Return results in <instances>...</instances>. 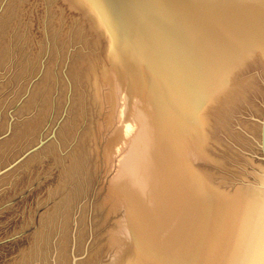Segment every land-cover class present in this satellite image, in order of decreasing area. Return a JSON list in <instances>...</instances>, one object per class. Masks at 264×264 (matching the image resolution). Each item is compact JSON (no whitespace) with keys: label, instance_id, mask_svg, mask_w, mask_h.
Segmentation results:
<instances>
[{"label":"rangeland","instance_id":"rangeland-1","mask_svg":"<svg viewBox=\"0 0 264 264\" xmlns=\"http://www.w3.org/2000/svg\"><path fill=\"white\" fill-rule=\"evenodd\" d=\"M141 1L129 0L136 23ZM108 4L0 0V264H196L226 218L209 199L264 177V57L225 58L176 96L191 108L180 117L155 72H186L173 61L192 29L153 21L156 42L137 46ZM166 29L174 60L146 62L167 52Z\"/></svg>","mask_w":264,"mask_h":264},{"label":"water","instance_id":"water-1","mask_svg":"<svg viewBox=\"0 0 264 264\" xmlns=\"http://www.w3.org/2000/svg\"><path fill=\"white\" fill-rule=\"evenodd\" d=\"M158 1L162 2L161 6H163L164 4L167 5V13H165L163 10H160L161 12H163V16L159 15L160 17H157V15L153 13V11L159 7L155 4L156 2L158 3ZM199 1L200 0H186L187 8L184 11L182 9L183 7H177L176 2H170V0H155L154 4H151L147 9L144 10L142 8V11L146 15L144 17H141L143 18L142 21H145L146 24L143 23L141 19L140 22L138 21L136 23L139 16L138 18L134 19V11L130 8L129 0H110V4L108 5H110V12L112 10L114 12V15L116 13L124 24V27L129 30V36L140 39L138 42L136 40V45L139 46V44H141L140 41H145V43L147 44L149 41L150 45H153L156 42L155 40L148 38L147 35L149 34L148 32H151V30L155 28L152 23L153 21H156V23L163 22L164 24H168L171 20V17L176 14L174 17L176 18V16L181 13V15L185 17L186 20H189V22H191L192 24H197V22H193V20L200 16L199 13L202 11V9L203 11L212 9L213 12L216 9L215 6L202 7V5L197 4ZM204 1L211 5H213L214 3V0H202L201 2L203 3ZM221 1L225 6L222 7L221 12H225L224 15H226V10L228 7L227 3L231 0ZM253 4H245V2L237 3L236 8H234V13H232L231 7L228 8L231 15L227 14L226 16H224L225 21H230L233 24V27L246 26L259 28L258 22L260 17H257V15L253 13V6H255V4ZM104 11L107 18H110L109 14L106 13V10ZM204 22L207 21L204 20ZM173 27H175V23H173ZM206 27L210 30V26ZM204 34L207 35V31L204 32ZM189 45L192 56L195 57V55L197 54L198 44L194 39L189 43ZM142 54H144V58L147 59L146 62L149 61V63L152 62L154 57H158V54L152 47L149 48V50L147 49L145 52L142 51ZM163 55L168 59V52L165 51ZM203 66L205 67V64H203ZM179 67L181 69L182 64ZM172 70L176 72V69H174V67L172 68ZM225 73H227V71ZM155 74L156 76L158 75V79L161 80V82L167 88L166 99L173 100V109L171 111L180 117H188L191 108L189 106H182V104H177V102L175 103L176 96H180L183 101L186 100V97L189 96L188 85L193 83L190 79L187 80L185 78L188 74H178V79L170 76L168 73V69L167 71H165V73H163L164 75H161L160 71L155 72ZM188 99H190V96ZM259 125L260 129L257 146L259 149L260 161L264 169V107L262 110ZM196 264H264V217L247 216L217 220L208 233Z\"/></svg>","mask_w":264,"mask_h":264},{"label":"bare ground","instance_id":"bare-ground-1","mask_svg":"<svg viewBox=\"0 0 264 264\" xmlns=\"http://www.w3.org/2000/svg\"><path fill=\"white\" fill-rule=\"evenodd\" d=\"M152 1V4H154L155 0ZM199 1V4L202 5V7H210L215 6L216 9L208 10V11H202L199 13L200 18L199 21L196 18L197 24L196 26H193L190 24L189 20H186L185 17L182 15L176 16V18H181L183 27H189L192 29L190 34H195V41L197 42V54L195 57L192 56L191 49H189V43L192 42L194 39H191L190 42H183L181 44V50L180 51V58L178 57V60L173 61L174 56L172 49L170 48V38H169V31L166 29L164 30H158V36L165 40L167 52H168V59H170L173 62H176L177 64H182L184 66V70H186L185 73L190 72V75H187L185 77L187 80L190 79L193 83V85H196L197 79H200L203 81V83L207 82L210 78L209 75L211 74V77H217L216 74L219 73V71L223 70L224 65L221 64V62L225 59L233 56L234 53H237L241 51L243 54L244 52H255L259 55H262L264 57V0H231L227 3L228 7L226 10V15L230 14L228 8L231 7L232 13L235 12L234 8H236L237 3H244L245 4H255L253 6V13L257 15V17H260L259 19V28L255 27H246V26H240V27H233L232 23L230 21L226 22L224 15L225 12H221L222 7H225L224 4H222L221 0H214L213 5L208 4L207 2H201ZM173 2H176L180 4V7H183L182 9L186 10V0H173ZM156 5L160 6L162 2L158 1V3H155ZM253 4V5H254ZM258 4V5H257ZM141 5L143 7L147 6V2L145 0L141 1ZM140 5V6H141ZM164 12L167 13V5L164 4ZM137 10L139 8L138 4L136 3ZM166 10V11H165ZM181 14V13H180ZM231 15V14H230ZM175 16L171 17L172 20H175ZM207 21V22H204ZM209 22V23H208ZM236 23V22H234ZM240 23V22H239ZM166 28L169 26V24L164 25ZM206 26H210L207 28ZM161 27V26H160ZM163 27V26H162ZM245 27V28H244ZM248 28V29H246ZM213 30V31H212ZM207 31V35L204 34V32ZM163 42V41H162ZM162 49L158 48L159 55H161V52H165V48L161 46ZM188 54H186V52ZM185 52V54H184ZM163 53L161 56V59H163ZM189 55V57H187ZM157 57V58H158ZM156 58V59H157ZM159 59V58H158ZM155 60V59H153ZM158 61V60H157ZM160 61V59H159ZM154 62V61H153ZM161 62V61H160ZM167 62H169L167 60ZM202 65L205 64L209 67V73L208 71L202 70ZM171 64V63H170ZM168 65V64H167ZM207 73V74H206ZM198 75H200V78H198ZM195 77V78H194ZM209 78V79H207ZM196 79V80H195ZM214 82V78L211 79ZM197 154V153H195ZM262 165V163H260ZM263 167V166H262ZM264 172V169L263 171ZM260 179V178H259ZM258 184V187H254L255 189L249 188L241 190H237L233 195L226 196L221 198V200L216 199L215 196H208L212 198L209 199L210 205L213 207V211L215 212V216H217V211L215 206H218L221 209V211H224L226 214V218H232V217H264V177L260 179ZM263 188V189H262ZM202 195V194H201ZM226 200H225V199ZM219 202V203H218ZM219 209V210H220ZM219 213V211H218ZM220 219V218H219Z\"/></svg>","mask_w":264,"mask_h":264}]
</instances>
